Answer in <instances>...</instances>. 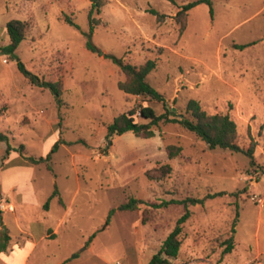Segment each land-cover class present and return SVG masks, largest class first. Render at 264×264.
I'll return each mask as SVG.
<instances>
[{"label": "rangeland", "instance_id": "rangeland-1", "mask_svg": "<svg viewBox=\"0 0 264 264\" xmlns=\"http://www.w3.org/2000/svg\"><path fill=\"white\" fill-rule=\"evenodd\" d=\"M191 1L108 0L90 32L89 0H0V132L17 149L6 154L0 141V213L10 230L1 215L0 229L5 226L20 246L11 258L7 250L0 254V264H147L183 215L181 201L217 191L226 194L188 205L173 261L264 264V0H212V17L207 4H197L179 33L175 15ZM11 19L28 26L16 50L5 52ZM147 59L156 62L149 83L173 109L180 112L192 98L209 114L228 113L238 144H254L255 165L241 152L209 149L176 123L153 126L149 138L114 134L104 151L106 125L115 116L139 105L163 112L162 102L117 86L124 75L116 61L138 65ZM18 60L45 80H61L62 103L28 83ZM134 119L144 121L138 112ZM58 141L49 161L52 172L45 163L25 159L45 155ZM167 144L180 145L181 153L168 159ZM163 163L171 165L170 174L148 176ZM55 186L62 204L51 198L45 220L54 223L63 213L60 205L68 210L58 231L46 229L33 248L15 228L7 195H34L39 205L16 214L42 218L41 205ZM130 197L142 202L135 210H118ZM229 238L232 248L226 251Z\"/></svg>", "mask_w": 264, "mask_h": 264}, {"label": "trees", "instance_id": "trees-1", "mask_svg": "<svg viewBox=\"0 0 264 264\" xmlns=\"http://www.w3.org/2000/svg\"><path fill=\"white\" fill-rule=\"evenodd\" d=\"M90 5L87 13V20L89 24L90 32L99 25V19H96L94 15L101 12L102 7L106 4L108 0H89ZM173 1V0H172ZM205 3L209 6L210 16H213L212 0H194L183 4L178 10L175 18L177 22L180 23L179 33H181L185 27V15L187 12L197 4ZM150 13L155 15L156 18L161 21L164 17L163 14L159 13L155 9H150ZM64 21L75 25L74 21L69 17L65 16ZM27 22L20 19H11L6 23V32L9 38L8 44L3 47L5 52H14L18 47L19 43L25 38V32L27 29ZM245 45H236V47H244ZM88 48L94 50V47L88 45ZM119 64L120 70L124 75V79L118 81L117 86L120 90L127 94L148 96L156 101L162 102L163 112L156 113L155 110L148 105H139L137 109H130L125 113H121L115 116L112 122L106 125V139L108 144L104 151L107 150L108 145L111 144L109 140L114 134H123L125 132L131 131L134 135L142 138H149L154 136L153 126H157L160 123H176L182 128L191 132L195 136L203 140L209 149L216 147L222 149H228L234 152H241L249 157L250 166L255 165L254 157V144L251 143L247 148L240 146L237 142V129L235 121L230 117L228 113H207L195 99H188L182 110L178 112L168 105L167 100L159 93L148 81L147 75L155 68L156 62L153 59H147L144 63L134 65L131 63H124L122 61H116ZM17 68L28 83L38 86L42 89H48L57 104L62 103L61 95L63 91V84L61 80H45L39 77L37 74L26 68L25 64L18 60ZM138 112V115L144 120L141 122L135 121L134 114ZM0 141L6 143V154L11 151H17V149L11 147L8 142V137L0 132ZM58 141L53 145L52 148L46 152L45 155L38 157L34 156H24L32 164L45 163L47 169L52 172V168L49 165L51 159V154L58 147ZM23 146L21 145L18 150L21 152ZM182 147L176 144H167L165 146V152L168 159L175 158L181 153ZM156 175H148L154 179H162L168 174H170L172 167L169 163H163L156 169ZM226 194L225 191H217L212 193H206L201 198L196 197H186L181 202L185 208L183 215L177 220L174 229L166 236L158 252L155 253L149 260L147 264H173V259L178 255L179 248L181 246V240L179 234L181 231V223L188 217V205H194L198 203H203L208 198H214L216 196H222ZM57 196L58 202L62 204V200L59 196L58 189L56 186L52 190L50 196L44 203V207L48 206L49 200ZM137 199L130 197L126 202L118 205V210L132 211L138 207ZM114 212V209L110 210L105 224ZM238 213L235 214L236 221ZM95 235V232L88 238ZM10 235L8 231L3 228L0 229V253L4 252L9 244ZM226 251H230L232 248V238L226 241ZM76 253H73L67 260L75 257Z\"/></svg>", "mask_w": 264, "mask_h": 264}, {"label": "crops", "instance_id": "crops-1", "mask_svg": "<svg viewBox=\"0 0 264 264\" xmlns=\"http://www.w3.org/2000/svg\"><path fill=\"white\" fill-rule=\"evenodd\" d=\"M12 192H14V193L7 195V198H9V201L7 203V205H8L7 211L14 213L15 217H14L13 222H14L15 228L18 230V232H20V231L25 232L28 236V241H32L31 247L35 248L38 245L39 241L45 239V232L44 231L46 229H48L49 227H53L55 232L58 231V227L61 226V224L63 222L64 215L66 214V212L68 210V206H67V204H65V206L60 205L61 208L63 209V213L60 214L55 219L54 223L53 222L51 223L49 220L48 221L45 220V218L48 217V215H49L50 207H51L50 202L52 201V199H53L52 198V199H50L47 207H44L43 206L44 204L41 205L42 208H44L43 211L45 212V214H44V216H42V218H33V219L26 220L21 215H19V217H18L16 212L17 211L21 212V209L23 208V206H24V208H26L28 205H32V204L37 203V201H36L34 195H32V194L25 195L20 190L19 191H12ZM75 193H74V195H75ZM74 195H73L72 199L74 198ZM49 196H50V194H49ZM72 201L73 200H71V202ZM38 205H39V203L36 204V206H38ZM1 213H0L1 219L7 224L8 229L10 230L8 222H7V218L4 217ZM20 221H23V223L21 224ZM23 229H25L26 231ZM9 235H10L11 239H10L9 246L6 250L10 254L9 258H11V256L13 255L14 252H17L20 250V246L16 243V240L12 241V236L10 234V231H9ZM7 251H4L0 254H4ZM6 256L8 257V255H6Z\"/></svg>", "mask_w": 264, "mask_h": 264}, {"label": "built area", "instance_id": "built-area-1", "mask_svg": "<svg viewBox=\"0 0 264 264\" xmlns=\"http://www.w3.org/2000/svg\"><path fill=\"white\" fill-rule=\"evenodd\" d=\"M119 264V263H117ZM173 264H213L210 261L203 260V259H198V258H188L184 260H177L174 261Z\"/></svg>", "mask_w": 264, "mask_h": 264}, {"label": "water", "instance_id": "water-1", "mask_svg": "<svg viewBox=\"0 0 264 264\" xmlns=\"http://www.w3.org/2000/svg\"><path fill=\"white\" fill-rule=\"evenodd\" d=\"M4 230H6V227L4 226Z\"/></svg>", "mask_w": 264, "mask_h": 264}]
</instances>
